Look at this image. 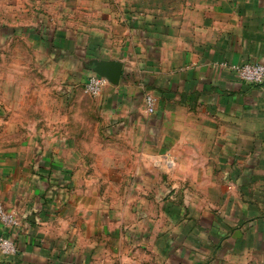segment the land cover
Here are the masks:
<instances>
[{
	"label": "crops",
	"instance_id": "1",
	"mask_svg": "<svg viewBox=\"0 0 264 264\" xmlns=\"http://www.w3.org/2000/svg\"><path fill=\"white\" fill-rule=\"evenodd\" d=\"M74 4L88 23L36 49L40 78L0 79V205L19 223H0L17 249L0 264H264V84L232 70L264 65V0ZM94 60L123 65L101 112L80 106Z\"/></svg>",
	"mask_w": 264,
	"mask_h": 264
},
{
	"label": "rangeland",
	"instance_id": "2",
	"mask_svg": "<svg viewBox=\"0 0 264 264\" xmlns=\"http://www.w3.org/2000/svg\"><path fill=\"white\" fill-rule=\"evenodd\" d=\"M17 2L19 3V0H0V79L8 81L13 74L16 75V79H39V70L34 68L36 49L45 48L48 38H54L59 33L66 34L68 26L69 28L72 24L76 26L78 22L87 24L88 19L81 18L79 15L72 19V14L80 11L74 7L75 0H64L62 5L54 7H46L36 3L35 0H21L19 5ZM17 28H34L35 32L32 31L33 33L29 34L30 38L23 37L12 33ZM12 64L22 65V68L15 69ZM77 69L80 70L78 65ZM53 73L54 76L57 74L49 73V79L53 78ZM84 84L85 81L80 79L79 95L87 98L80 105L81 109L101 112L99 105L95 106L91 101L96 97L84 94ZM92 137L94 139V136ZM97 142L100 141L96 140ZM96 153H102L101 156H103L104 151L100 150Z\"/></svg>",
	"mask_w": 264,
	"mask_h": 264
},
{
	"label": "built area",
	"instance_id": "3",
	"mask_svg": "<svg viewBox=\"0 0 264 264\" xmlns=\"http://www.w3.org/2000/svg\"><path fill=\"white\" fill-rule=\"evenodd\" d=\"M232 70L237 78L243 82L255 85L264 84V65L262 64L247 63L234 65L232 66ZM108 85L109 82L106 79L93 75L84 84L83 92L88 96L98 97ZM145 104L148 112L150 114L154 113L155 103L151 96L146 97ZM0 223L7 228H16L19 226L15 215L5 210L2 205H0ZM0 253L4 256H14L17 253L14 243L9 238L0 236Z\"/></svg>",
	"mask_w": 264,
	"mask_h": 264
},
{
	"label": "water",
	"instance_id": "4",
	"mask_svg": "<svg viewBox=\"0 0 264 264\" xmlns=\"http://www.w3.org/2000/svg\"><path fill=\"white\" fill-rule=\"evenodd\" d=\"M93 66L91 68L92 72L104 79H106L109 84L118 85L123 76V65L117 61H97L94 60L90 64Z\"/></svg>",
	"mask_w": 264,
	"mask_h": 264
}]
</instances>
